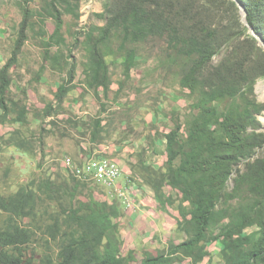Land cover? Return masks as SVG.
Masks as SVG:
<instances>
[{
    "label": "rangeland",
    "instance_id": "rangeland-1",
    "mask_svg": "<svg viewBox=\"0 0 264 264\" xmlns=\"http://www.w3.org/2000/svg\"><path fill=\"white\" fill-rule=\"evenodd\" d=\"M111 1L80 0L78 10L72 6L68 11L65 6H59L64 21L58 38L61 42L53 41L52 45L47 43L54 21L43 10L44 0L29 3L30 25L6 73L8 87L3 95L6 110L0 107V202H7L8 207L0 205V231H11L18 226L28 237L25 243L16 246L0 243V252L6 253L12 264H47V259L58 264L62 243L67 237L77 235L76 224L68 218V203L89 198L109 202L119 199L116 191H108L84 172L85 160L107 158L118 161L119 167L126 164L131 170L128 184L150 192L140 163L151 167L154 177L164 170V133L176 124L181 125L182 133L186 132L198 113L193 104L210 86L218 85L213 78L215 70L217 73L223 69L222 73L229 74L230 68L237 78L230 88L234 89L233 93L224 94L213 105L219 111L230 106L251 110L259 121L257 131L264 133V89L261 88L264 76L253 79L257 71L254 66L264 61V46L257 40L253 43L255 47L252 46L248 41L252 35L249 29L239 40L233 36L227 43H221L207 66L197 74V85L192 92L183 87L182 79L193 67L196 56L185 54L183 43L172 41L164 33L127 42L122 48V36L115 31L101 47L108 65L109 88L88 86L83 74L88 56L85 31L105 23L102 15ZM194 2L201 6L204 0ZM236 17L240 20L239 11ZM218 19L222 24L227 22L220 15L211 21L216 25ZM21 21V0H0V70L15 51ZM127 51H133L135 56L134 66L128 72L123 64ZM62 85L68 91L62 102H56ZM22 110L23 118L19 116ZM252 164L264 172V142L254 146L250 157L240 159L233 166L224 190L225 206L232 210L252 203L257 197L249 181L238 187L234 182ZM71 187H75L74 199L66 192ZM165 191L173 194L174 205L166 208L164 228L152 237L150 230L141 229L140 243L145 248L133 249L132 264L140 262L142 252L150 244L153 246L149 251L155 254L166 250L171 242H178L174 225L179 200L170 187L166 186ZM23 193L29 195L24 207L28 213L18 214L11 210V205ZM117 222L123 239L121 253L125 254L131 248L130 232L124 228L128 225L124 219L118 217ZM253 229L248 227L245 232ZM207 249L208 255L198 264H222L221 242L217 240ZM173 264L191 263L185 259Z\"/></svg>",
    "mask_w": 264,
    "mask_h": 264
},
{
    "label": "trees",
    "instance_id": "trees-1",
    "mask_svg": "<svg viewBox=\"0 0 264 264\" xmlns=\"http://www.w3.org/2000/svg\"><path fill=\"white\" fill-rule=\"evenodd\" d=\"M30 1L21 0L22 21L15 51L0 70V107L3 110H6L3 95L8 87L6 73L26 39L25 32L32 17ZM240 1L246 11L247 23L264 41V0ZM44 2L43 10L54 21L47 44L52 45L53 41L60 43L58 38L64 21L58 7L65 6L68 11L74 6L78 10L80 0ZM237 11L234 0H204L201 6H197L194 0H112L106 5V14L102 15L105 23L85 31L88 51L83 69L85 80L94 89L102 87L108 90V65L101 47L115 31L122 36V48L127 42L166 33L172 41L183 43L185 54L196 56L193 67L182 79L183 87L192 92L197 85V74L207 66L221 43H227L233 36L239 40L248 30L241 20H237ZM219 15L227 18V22L222 24L218 19L217 24H213L211 20ZM250 39L248 41L252 44L257 40L252 35ZM252 46L255 47L254 44ZM125 56L123 64L128 72L134 66V52L127 51ZM254 69L257 71L253 79L264 76V61L258 62ZM222 70L212 72L218 85L210 86L209 91L193 104L198 113L186 132L182 133L181 125L176 124L164 133V170L154 177L151 167L140 164L142 177L153 190L159 206L174 205L173 194L165 191L166 186L176 192L179 202L174 232L178 242H171L166 250L155 254L142 252L137 264H173L185 259L198 264L208 255V245L217 240L221 242L222 264H264V172L259 166L248 165L247 173L239 174L234 181L237 187L249 181L257 197L259 194L250 204L232 210L225 206L224 191L233 166L240 159L250 157L255 145L261 146L264 133L257 131L259 121L251 110L230 106L219 111L218 106L213 105L215 100L219 101L224 94L231 95L234 91L230 88L237 75L233 76L230 68L229 74L222 73ZM67 91L65 85L60 86L56 102H62ZM19 116L24 117V110ZM96 124H100V119ZM74 188L66 190L70 199L75 198ZM17 197L19 199H13L11 210L27 214L24 207L29 195L23 193ZM0 205L8 208L3 200ZM120 207L117 199L109 202L89 198L68 203V218L76 224L77 235L67 237L62 243L58 264H132L134 251L128 249L125 254L121 253L123 239L117 222ZM248 227L255 229L246 233ZM27 238L26 232L18 226L11 231H0V243L4 246L23 244ZM12 262L6 253L0 252V264ZM47 264H52L49 259Z\"/></svg>",
    "mask_w": 264,
    "mask_h": 264
},
{
    "label": "crops",
    "instance_id": "crops-1",
    "mask_svg": "<svg viewBox=\"0 0 264 264\" xmlns=\"http://www.w3.org/2000/svg\"><path fill=\"white\" fill-rule=\"evenodd\" d=\"M116 162L119 165L118 161ZM140 164L145 163L141 162ZM125 165L119 167L121 174L117 179V185L124 190V194L127 198V201H125L122 197H119L118 199L121 206L119 217L120 219H124V221H126L127 224L130 225H126L127 227H124L126 228L127 232L128 230L130 232V249L133 250L134 248L140 247L144 249L145 247H143V244L140 243V241H142L143 234L141 229L143 228V230L145 231L150 230V236L152 237L155 232H159L162 228H164L165 223L163 221V218L165 216L164 214L166 213L167 206H159L154 198V192L149 186L147 187L149 188L150 192H147L146 189L139 188L133 183L128 184V175L131 173V170L128 165L127 168L125 167ZM157 221H159V225L157 224ZM152 225L155 226L154 229ZM152 246L153 245L150 244L148 250L144 251L151 250Z\"/></svg>",
    "mask_w": 264,
    "mask_h": 264
},
{
    "label": "built area",
    "instance_id": "built-area-1",
    "mask_svg": "<svg viewBox=\"0 0 264 264\" xmlns=\"http://www.w3.org/2000/svg\"><path fill=\"white\" fill-rule=\"evenodd\" d=\"M85 165L102 170L103 176H106V179L110 180V188H108V191H116V196L122 197L127 201L124 190L117 185V179L120 176L121 171L116 161L101 162L98 160V162H87V160H85Z\"/></svg>",
    "mask_w": 264,
    "mask_h": 264
},
{
    "label": "bare ground",
    "instance_id": "bare-ground-1",
    "mask_svg": "<svg viewBox=\"0 0 264 264\" xmlns=\"http://www.w3.org/2000/svg\"><path fill=\"white\" fill-rule=\"evenodd\" d=\"M261 88L264 89V85H262ZM98 160H100L101 162H110L107 158H102V159H98ZM98 160H89L87 162H98ZM83 169H84V172L87 175H90L99 184H101L104 187L110 188V180H107L106 176H103V171L102 170H99L97 168L88 167V166L85 165V163L83 165Z\"/></svg>",
    "mask_w": 264,
    "mask_h": 264
},
{
    "label": "water",
    "instance_id": "water-1",
    "mask_svg": "<svg viewBox=\"0 0 264 264\" xmlns=\"http://www.w3.org/2000/svg\"><path fill=\"white\" fill-rule=\"evenodd\" d=\"M234 1L238 6L239 13L241 16L240 17L241 22L248 27L250 33L257 39L258 43L264 46V41L262 40L261 36L259 34H256L252 26H250L246 21V11H245L243 3L240 0H234Z\"/></svg>",
    "mask_w": 264,
    "mask_h": 264
}]
</instances>
